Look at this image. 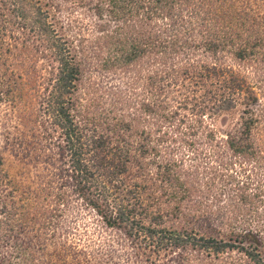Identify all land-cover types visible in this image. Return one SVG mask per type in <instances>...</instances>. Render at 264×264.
I'll list each match as a JSON object with an SVG mask.
<instances>
[{
	"label": "trees",
	"instance_id": "obj_1",
	"mask_svg": "<svg viewBox=\"0 0 264 264\" xmlns=\"http://www.w3.org/2000/svg\"><path fill=\"white\" fill-rule=\"evenodd\" d=\"M91 54L122 71L116 84L86 73ZM0 56L1 89L22 102L32 85L26 118L42 140L37 182L0 198V233L21 225L13 248L83 264L59 240L80 201L152 264H264V0H0ZM239 106L221 133L215 117ZM163 123L216 166L215 203L163 150Z\"/></svg>",
	"mask_w": 264,
	"mask_h": 264
},
{
	"label": "rangeland",
	"instance_id": "obj_2",
	"mask_svg": "<svg viewBox=\"0 0 264 264\" xmlns=\"http://www.w3.org/2000/svg\"><path fill=\"white\" fill-rule=\"evenodd\" d=\"M81 12L75 14L76 18L81 21L84 19L88 23L87 15L81 14ZM92 51L97 53L99 49ZM87 62L86 73L91 75L93 80L100 85L118 82V77L122 71L117 73L114 71L104 72L99 63L100 59L93 57L92 54ZM9 67L10 61L6 57L0 56L2 73L9 70ZM17 79L20 80V78ZM31 86L25 87L28 91H23L24 99L22 102H17L20 95L19 89L15 88L13 89L14 92H9L7 88L1 89L0 86V90L9 92L4 91L2 94L0 92V154L6 162L5 170H0V198L6 197L7 190L11 186L34 185L42 170L43 165L38 157L41 153V133L34 126V123L26 118V110L33 112L36 107ZM241 109L242 106H239L233 110L224 111L215 117L216 127L221 133L227 132L237 123ZM162 125L164 130L168 132L167 140L162 145L163 150L168 154L182 155L185 158L186 167L190 169L192 178L201 184V191L199 190L196 194L201 196L205 203L209 201L215 203V198L212 197L213 184L210 180L214 174L213 168L216 166L212 168L210 164L205 162L208 160L196 158L189 148V144L185 143L178 133L173 132L167 123ZM174 147L179 148L176 150ZM27 173L29 180L25 179ZM20 229L21 225L17 223L12 232L13 235L10 237L7 236L9 233L7 228H3L4 232L0 233V254L11 253L15 257L19 255V258L15 260L20 264L50 263L52 260L50 252L54 249L50 246V248L48 246L47 248H36V251L26 252L25 255L23 254L24 249L13 248L21 243L22 233H20ZM60 231L63 236L59 240L67 241L79 247L67 248V250L70 254L80 250L77 255L83 264H152L151 259L142 253V248H135L129 244L122 233L107 227L93 210L82 205L80 201L74 202L66 212ZM19 233L20 237H18ZM31 234L29 232L26 236ZM153 259L163 262V259H167V255L162 252L160 257L153 256ZM169 261L175 264L173 260ZM67 264H71L70 261Z\"/></svg>",
	"mask_w": 264,
	"mask_h": 264
}]
</instances>
